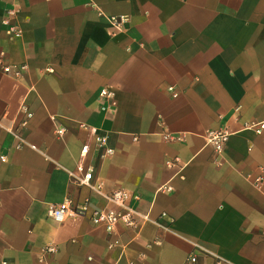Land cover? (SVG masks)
Returning <instances> with one entry per match:
<instances>
[{"label":"crops","instance_id":"0c3cea01","mask_svg":"<svg viewBox=\"0 0 264 264\" xmlns=\"http://www.w3.org/2000/svg\"><path fill=\"white\" fill-rule=\"evenodd\" d=\"M252 120H264V0H0V264H41L49 243L50 264H264ZM83 124L115 151L100 157ZM219 128L221 154L205 139ZM81 163L103 192L133 194V225L92 222L121 208L75 182ZM68 197L90 211L58 222L49 206Z\"/></svg>","mask_w":264,"mask_h":264},{"label":"built area","instance_id":"2783aa9c","mask_svg":"<svg viewBox=\"0 0 264 264\" xmlns=\"http://www.w3.org/2000/svg\"><path fill=\"white\" fill-rule=\"evenodd\" d=\"M129 20V17L125 14H119V15H112L110 16V22L116 27L121 28L125 25V23ZM21 31L19 30L17 34H20ZM25 65H13V66H5L4 72L7 74H14L15 76H19L22 73V70L25 68ZM171 91L173 90V87H170ZM174 95H177L176 92L173 93ZM113 92H111L108 89H103L101 92V96L103 97H112ZM28 116H32L31 112H28ZM84 127L88 128L93 142L96 145V147L99 150L100 157H105L107 155L112 154L115 149L108 144V136L104 134L98 127L93 125H84ZM244 129L252 130L256 133H261L264 130V120L257 121H245L244 122ZM64 129H59L58 134L62 135L64 132ZM231 136V131L228 128H219L215 130H209L205 134V139L209 145H211L215 152L217 154H221ZM164 138L166 140H181L182 137L178 136L176 134H166L164 135ZM93 148L92 143L84 144L82 147V154L84 157H87ZM2 160H6V157H1ZM78 169L82 172V175L75 176V182L78 185H86L89 186L91 189L97 191L103 198L106 200L115 202L118 204L121 208V210H100V211H94L91 215L92 222L96 226H101L106 229L109 233H112L115 231L117 225L120 222H124L127 225H133L135 223L134 219V213L136 212L130 205L129 200L133 196L132 193L126 190H115L113 192L107 193L103 192L101 190V185H96L92 179L93 174L95 171V165L91 164L87 167H84V165L81 163L78 166ZM249 176L251 174H248ZM264 182V177L259 176L255 179V185L261 186ZM163 189L171 190L172 187L167 185L163 187ZM71 198H66L60 203L57 204H51L49 206V215L57 220L58 222H64L67 218L71 217H80L85 216L90 211V205L89 201H85L84 203L80 205L73 206ZM119 244V240L116 241L113 244H110V246H115ZM58 250V246L52 243H49L45 245L40 252L39 255V261L41 264H50L48 261V256L51 254L56 253ZM192 261H195V258H192Z\"/></svg>","mask_w":264,"mask_h":264}]
</instances>
